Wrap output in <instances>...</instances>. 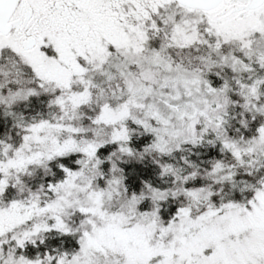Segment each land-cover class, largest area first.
Returning <instances> with one entry per match:
<instances>
[{"label":"snow or ice","instance_id":"6c2138e0","mask_svg":"<svg viewBox=\"0 0 264 264\" xmlns=\"http://www.w3.org/2000/svg\"><path fill=\"white\" fill-rule=\"evenodd\" d=\"M0 264H264V0H0Z\"/></svg>","mask_w":264,"mask_h":264}]
</instances>
